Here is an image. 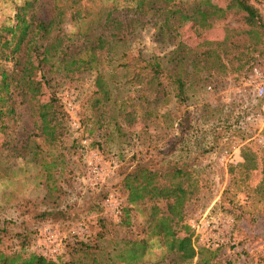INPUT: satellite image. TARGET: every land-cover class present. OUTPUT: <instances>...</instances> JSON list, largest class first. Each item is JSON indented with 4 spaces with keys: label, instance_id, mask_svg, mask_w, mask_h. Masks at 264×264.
Segmentation results:
<instances>
[{
    "label": "rangeland",
    "instance_id": "obj_1",
    "mask_svg": "<svg viewBox=\"0 0 264 264\" xmlns=\"http://www.w3.org/2000/svg\"><path fill=\"white\" fill-rule=\"evenodd\" d=\"M110 1L101 0L108 5ZM187 1L191 5L201 3L204 7L222 10L223 13L214 14L211 24L202 27L196 25L192 17L181 16L176 28L177 37L174 34L172 37L157 33L155 22L159 17L145 15L142 18L144 24L136 25L128 34L129 54H113L117 61L127 66L115 67L114 62L108 64L105 61L101 64L102 70L109 74L110 95L116 100L113 105L107 103L101 126H96L94 119L97 114L88 108L89 94L93 90L89 72L79 73L78 79L68 82L55 74L57 72H46L44 69V78H41L38 61L42 64L52 60V46L41 40L38 34L33 36L22 56L24 70L30 77L29 87H23L24 96L20 97L23 102L16 108L13 131L10 133L6 128H0V253L7 255L9 251L17 249L22 238H34L37 228L45 223L61 227L70 220L83 223L86 231L83 241L88 247H96L92 249L100 264H111V259L117 260L118 249L125 247L122 241L136 235L145 236L150 244L142 256L141 264H170L177 252L169 247L176 245L185 234L182 228H175L173 236L163 238L162 234L155 235V229L152 230L145 206H141L140 211L132 208L127 224L120 204V213L114 217L101 206V199L106 191L111 190L115 192V198L123 203L124 193L117 183L123 172L134 163L132 157L155 170L164 168L168 159L183 158L194 169L192 176L196 178L197 185L196 194L185 205L184 223L188 226L190 219L208 209L209 216L219 228L216 234L221 242L215 247L216 257L209 264H264V196L255 190L260 179L259 168L245 171L237 165L242 149L259 151L264 147V122L262 117L249 119L247 123L243 120L244 123L240 125L242 128H239V118L233 114L232 105L225 100L226 91L242 82L245 68L251 61L249 58L262 49L260 55L264 54L262 36L245 32L248 27L240 14L231 10L229 0ZM99 2L95 0L96 5ZM117 2L115 13L125 18L131 11L126 12L128 8L124 6L123 0ZM248 2L258 8L264 19L263 0ZM150 4L156 7L153 0H150ZM87 5L90 3L87 2ZM38 6L37 16L45 20L49 16V2L41 0ZM11 19L12 10L8 0H0L2 31L8 29ZM73 31L71 23H65L54 38L64 40ZM175 39L196 50L214 48L220 57L218 61L211 54L197 64L188 65L185 104L199 128L194 127L196 132L182 142L177 138L176 126L171 124L170 119L171 113L179 110L178 107L173 106L169 98L156 100L150 88L140 86L144 83L137 82L136 78L131 82L134 77L132 73L143 63L132 59V56L139 54L141 59L157 57L164 67L167 65L166 55ZM112 67L116 68L115 72L111 71ZM139 74L140 80L145 78L142 72ZM206 85L211 88L207 90ZM63 92L74 93L75 109L72 115L79 122L80 137L87 138L88 142L82 145L79 136L75 139L77 142H72V131L65 121L62 138L64 162L59 167L61 170L54 172L58 174L64 194L57 196L58 201L52 202L56 193L46 194L44 188H39L40 182L37 181H42L44 174L39 175L38 161H32L24 148L32 140L29 135V107L48 104L49 98L55 96L62 101ZM143 96H147L145 102L141 99ZM119 99L125 101L122 111L131 109V115L125 124L119 113L116 117L118 130L111 134L106 132L109 129V117L115 111ZM168 108L172 109L170 115L166 113ZM261 123L262 128L258 133L255 128ZM256 134H259V140L254 136ZM193 135L196 137L193 138ZM10 145L11 154L10 149H7ZM92 152L97 155L101 182L100 186L90 185L93 188L91 192H82L89 184L81 168L85 167ZM19 153L25 154L24 157H14ZM19 201L26 202L23 204ZM53 203L56 207H52ZM49 208L65 209L62 213L64 218L58 212H52L47 217L40 215L41 211ZM154 217H159V214ZM187 232L191 234V241L195 245L189 226ZM205 233L208 241L216 236L214 231L207 230ZM76 247L69 246L66 250L65 246V253L56 259L57 263L68 261L70 257H80L72 251ZM29 250L28 247L25 253ZM190 264H198L197 259L194 258Z\"/></svg>",
    "mask_w": 264,
    "mask_h": 264
},
{
    "label": "trees",
    "instance_id": "obj_2",
    "mask_svg": "<svg viewBox=\"0 0 264 264\" xmlns=\"http://www.w3.org/2000/svg\"><path fill=\"white\" fill-rule=\"evenodd\" d=\"M40 1L8 0L12 10L11 23L7 30L0 29V128H6L10 133L13 131L16 108L23 102V99H20L24 96L22 95L25 92L23 87L28 88L30 84V77L24 70L22 56L26 53L27 45L35 34L52 46V60L42 64L40 60L38 61L41 78H44V69L46 72L51 70L57 72L55 74L68 82L78 79L79 73L89 72L93 90L89 94L88 108L93 114H97L94 119L96 126H101L102 118L108 108L107 103L113 105L116 101L113 95H110L109 74L102 70L101 64L105 61L108 64L114 62L115 67L127 66L117 61L113 54L117 53L119 56L129 54L128 34L136 25L144 24L142 18L145 15L159 17L155 22L157 33L164 36L174 34L177 37L176 28L181 16L192 17L194 23L202 27L211 24L214 14L223 13L222 10L204 7L201 3L191 5V2L187 0H153L156 7L150 4V0H123L124 6L128 8L125 9L126 12L131 11L124 18L115 13L118 9L117 0H111L109 5L101 0H98L100 2L97 5L95 0H47L50 6L49 16L42 20L37 16ZM87 2L90 3L89 6ZM229 6L231 10L240 14L242 21L247 25L245 32L262 36L261 39L264 41V19L258 8L250 4L248 0H229ZM65 23H71L73 26L72 35L64 40L55 39L54 36ZM262 50L257 51L249 59L252 61L256 55L262 53ZM211 54L219 61L220 57L214 48L196 50L175 39L166 55L167 65L164 67L157 57L141 59L139 54L131 57L143 62L137 67L138 70L132 73L131 76L134 77L131 82L136 78L137 82L144 83L140 86L150 88L149 91L156 96V100L169 98L173 106L178 107L179 110L173 111L174 113L171 108L166 109V113L170 115L172 112L171 124H175V134L181 142L189 139L196 132L195 128H199L185 104L188 65L197 64L203 61V57ZM115 67H112V72H115ZM139 72L145 76L142 80L139 79ZM127 80L123 82L128 84ZM141 99L145 102L147 96ZM122 100H117L115 111L110 113L109 129L106 132L112 134L113 131L118 130L116 117L119 113H121L120 118L125 124L127 123L131 109L122 111L125 102ZM29 112L31 121L29 135L32 140L28 141L24 149L32 161H38L39 175L44 174L43 180L37 181L40 182L39 188H44L46 194L56 193L52 202L58 201L56 198L64 194V188L60 185L58 174L55 175L54 172L60 171L59 167H62L64 162L65 150H63L62 138L64 123L66 121L67 125L69 117L58 96L49 98L48 104L30 106ZM236 116L240 119L239 115ZM195 137L196 135H193V138ZM71 138L72 142L76 141L73 134ZM7 147L11 154L12 146ZM24 155L19 153L14 157H24ZM132 160L134 163L123 172L117 183L124 193L123 203L120 200V208L123 209L127 224H129V211L132 208L140 211L142 209L140 207L145 206L148 220L152 223L151 228L156 231L155 235L162 234L163 238L173 236L175 228H182L185 231L176 245L169 247L177 252L176 258L170 264H190L194 258L197 259L198 264L211 263L216 257V248L194 247L191 234L187 232L188 226L183 221L185 205L197 192L196 178L192 176L194 174L192 166L187 165L183 158L168 159L164 168L155 170L141 164L135 157H132ZM237 165L245 171L259 168L260 179L255 190L264 196V147L259 151L242 149ZM90 189L93 188L89 185L87 189L84 187L82 192H91ZM19 202L25 204L26 201ZM52 207H56L55 203ZM52 212L62 214L65 209L49 208L41 211L40 215L47 217ZM156 214H159V217L155 218ZM70 222L72 221H65L61 226ZM85 234L65 242L66 250L69 246L77 245L72 251L80 257H70L68 261H62L60 264H100L93 250L96 247L85 245L83 241ZM32 239L33 237L22 238L17 249L9 251L7 255L0 253V264H58L57 260L45 259L31 250L25 253ZM122 243L125 247L122 249L115 247L119 255L117 260H110L111 264H141L142 256L150 245L147 238L136 235L132 239L123 240Z\"/></svg>",
    "mask_w": 264,
    "mask_h": 264
},
{
    "label": "built area",
    "instance_id": "obj_3",
    "mask_svg": "<svg viewBox=\"0 0 264 264\" xmlns=\"http://www.w3.org/2000/svg\"><path fill=\"white\" fill-rule=\"evenodd\" d=\"M262 6V13L264 15V0ZM205 88L209 90L211 86L206 85ZM74 97V93L63 92L62 103L65 111L71 114L67 121L68 128L72 131L74 137L78 138L79 136L80 143L85 146L88 140L85 137H80L79 122L72 115L75 109ZM225 100L232 105L234 114L239 115L238 125L240 128H242L240 125L244 123L243 120L247 123L249 119L254 120L262 117V121L264 122V54H258L254 57L245 71L242 82L230 87L226 91ZM256 126L254 128L259 133L262 123ZM247 128L245 127V129ZM254 136L259 140V134ZM82 171L89 185L95 186L100 184L101 175L97 166V155L95 152L91 153V158L86 161V165ZM119 204L120 201L115 198V192L111 190L106 191L104 197L101 199V206L114 217H117L120 213ZM187 224L193 232L194 247L215 248L218 242H221V238H217L216 234L219 231L218 224L209 216L208 209L202 211L198 217L190 219ZM207 230L214 231L216 234V236L212 237L211 241H208L207 237H205V231ZM85 232L81 221L66 223L61 227L43 224L37 228L35 237L30 242L29 249L34 254L42 256L45 259L56 260L64 254V246L67 240L80 238L84 236Z\"/></svg>",
    "mask_w": 264,
    "mask_h": 264
}]
</instances>
